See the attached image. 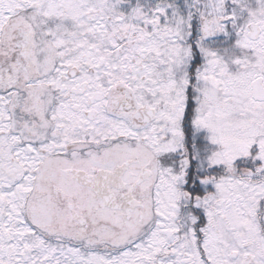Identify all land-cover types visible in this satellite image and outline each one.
I'll list each match as a JSON object with an SVG mask.
<instances>
[{
	"label": "snow or ice",
	"instance_id": "1",
	"mask_svg": "<svg viewBox=\"0 0 264 264\" xmlns=\"http://www.w3.org/2000/svg\"><path fill=\"white\" fill-rule=\"evenodd\" d=\"M0 264H264V0H0Z\"/></svg>",
	"mask_w": 264,
	"mask_h": 264
}]
</instances>
